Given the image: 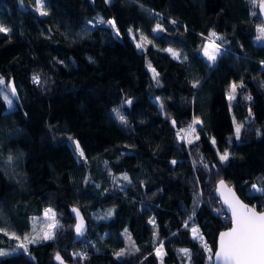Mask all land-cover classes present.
<instances>
[{"label": "trees", "instance_id": "obj_1", "mask_svg": "<svg viewBox=\"0 0 264 264\" xmlns=\"http://www.w3.org/2000/svg\"><path fill=\"white\" fill-rule=\"evenodd\" d=\"M259 2L44 0L48 15L41 16L36 0H0V23L10 29L0 33V228L20 237L0 232L8 253L0 264H56L57 253L71 264H208L190 229L199 228L214 253L231 225L217 182L225 179L244 201L264 208V194L252 192L264 187ZM98 19L115 21L119 35ZM158 23L164 31L154 32ZM212 32L224 49L210 65L201 53ZM233 83L242 86L230 107ZM194 118L199 139L189 144L177 133ZM46 209L60 223L55 239L27 243ZM73 209L89 223L80 241Z\"/></svg>", "mask_w": 264, "mask_h": 264}, {"label": "snow or ice", "instance_id": "obj_2", "mask_svg": "<svg viewBox=\"0 0 264 264\" xmlns=\"http://www.w3.org/2000/svg\"><path fill=\"white\" fill-rule=\"evenodd\" d=\"M253 5H256V0H252ZM36 11L41 16L48 15V12L45 10V3L44 0H36ZM260 8L264 10V0L260 2ZM256 13H253L255 15ZM100 23H105V21L101 20ZM106 23L110 24L113 28L116 27L115 21L109 20ZM175 23V21H173ZM164 31V28L161 24H157L154 32H161ZM10 29L7 28L3 23H0V33H8ZM257 36L258 40L264 39V26L258 27ZM135 38V37H134ZM142 40L147 39L146 37H141ZM222 37H218L215 32H212L209 37V43L204 47V55L207 59L213 63H215L217 59V55L220 52V45L216 43V40H221ZM150 42V41H149ZM137 48H142V43H137ZM211 49V51L209 50ZM167 51L171 52L173 57L176 59L180 58V54L178 52L173 51L172 49H168ZM186 58V57H185ZM264 63V62H262ZM149 67H151L149 65ZM153 73L155 74V70L152 69ZM155 78V75H154ZM33 80L36 83H40V77L38 75L33 76ZM198 83V82H197ZM197 83L193 84V87L197 86ZM5 84L3 78H0V85ZM242 85H238L233 83L230 86V92L228 94L229 101L235 99V93L238 87ZM11 94L15 96L16 89L14 86H9ZM3 99L7 101L8 107H13V101L9 99L7 95L3 96ZM245 99L251 100V97H245ZM127 103L131 104V101H127ZM161 107H163L161 105ZM116 112L119 120L121 123H126V119L123 115L120 114L119 110H114ZM201 121L198 118H194L191 125H189L188 129H181L177 135L181 139H187L189 144L193 143V134L196 133L197 128L196 125L200 124ZM173 125H175V121H173ZM241 125L237 124L235 127V136L237 139L240 138L241 132ZM183 133V135H181ZM195 139H199L198 136H195ZM76 143V152L79 154L81 158L84 157V152L80 148L79 142ZM213 144H215V140H213ZM221 162L227 161L229 158V153L225 151L223 154L220 155ZM12 160V157H9V161ZM175 163V161H173ZM123 180L127 181L129 178L125 174L122 177ZM254 192H259L264 194V187H257L256 185L252 186ZM221 189L227 190V195H224L222 192L224 203L228 206V209L231 212V221L233 226L226 232H221L219 237V248L218 251L215 252V258L217 261L221 262V264H264V211H257L255 207H249L239 201V199L235 196V193L232 192L231 189L227 188L224 180L219 181V188L217 189L220 191ZM75 212L76 217L78 219V223L75 225V231L77 235H82L84 232V222L83 218L80 216V213L77 209H73ZM107 215H111V210L107 213ZM191 219V218H189ZM40 221L34 219V226L33 232L35 235L31 237L25 236L24 240L27 243H38L40 241H47L55 239L56 232L55 230L60 226L58 221L56 220V214L52 211V209H46L44 212V227H39ZM187 227V222L185 223ZM37 229H39L37 231ZM191 233L193 239L199 240L202 244V247L205 249L206 252L209 253V260L211 261L213 258L212 250L209 248L207 243L204 242V238L202 234H200L199 228L193 226L191 227ZM0 232L4 235L9 236L10 239H20V237L16 236L14 232L10 233L5 228H0ZM126 235L128 236L129 242L134 247V242L131 241L130 234H127V230H125ZM19 248H23L27 251V244L21 243L18 245ZM138 251V249H137ZM182 254L187 257L189 260L191 259V253L188 249H181ZM156 253L160 256L163 253L162 246L156 249ZM8 253L0 251V256L7 255ZM125 253L124 251L117 252L116 255L123 256ZM79 255V254H74ZM57 260H61V264H63L62 259L57 253L56 255Z\"/></svg>", "mask_w": 264, "mask_h": 264}, {"label": "water", "instance_id": "obj_3", "mask_svg": "<svg viewBox=\"0 0 264 264\" xmlns=\"http://www.w3.org/2000/svg\"><path fill=\"white\" fill-rule=\"evenodd\" d=\"M260 2H261V0H260ZM260 2H259V5H258V10H259L260 18H261L262 23H263V26H264V10H262V9L260 8ZM9 86H14V87H15V89H16L15 96H13V95L11 94V91H10V87H9ZM7 88H8L9 93L11 94L12 98H13L15 101L18 102V101H19V95H18V91H17L16 85H15V83H14L13 80H11V81L8 83ZM222 180L225 181V184L227 185V188H228V189H231L232 192L235 193V196L239 199V201H240L241 203H243V204H245V205H247V206H249V207H254L253 205H251V204L247 203L246 201H244V200L242 199V197L238 194L237 190H236L232 185H230L229 183H227L225 179H222ZM219 181H220V180H219ZM219 181L217 182V185H216V194H217L218 198L220 199L223 208L225 209L226 213L228 214V216L230 217V220H231V212H230V210L228 209V206L224 203V198H223V195H222V192L224 193V195H227V190H226V189H221L220 191L217 190V189L219 188ZM255 208H256V207H255ZM77 210L79 211L80 216L83 218V222H84V232H83L82 235H79V236H78L77 233H76V231H75V226H74V228H73V229H74V234H75V240H76V241H80V240L83 239V237L85 236V234H86L87 231L89 230V223H88V220L86 219L85 215L82 213V211L79 210V209H77ZM256 210H257L258 212H259V211H264V208H263L262 210L256 208ZM72 212H73V211H72ZM73 216H74V218H75V225H76V224L78 223V219H77V217H76L75 212H73ZM232 226H233V224H232V221H231V225H230V227H228V228L222 230L221 232H226V231H228ZM221 232H220V233H221ZM220 233H219V235H218V237H217L216 249H215V251H214V254H215L216 251H218V248H219V237H220ZM214 254H213V261L210 262V263H208V264H221V262H219V261L216 260ZM60 257H61V259H62L63 264H71V263H68L67 261H65V259L63 258L62 255H60ZM55 262H56V264H61V260H57L56 258H55Z\"/></svg>", "mask_w": 264, "mask_h": 264}, {"label": "rangeland", "instance_id": "obj_4", "mask_svg": "<svg viewBox=\"0 0 264 264\" xmlns=\"http://www.w3.org/2000/svg\"><path fill=\"white\" fill-rule=\"evenodd\" d=\"M101 21V19H98L95 23H97V22H100ZM0 22H1V20H0ZM107 22V21H106ZM105 22V23H106ZM92 23H94V22H92ZM106 24H108V23H106ZM108 25H110V24H108ZM111 26V25H110ZM112 27V26H111ZM113 28V27H112ZM114 29V31H115V33L117 34V35H119V32H118V30H117V27H115V28H113ZM136 40V42L137 43H141L139 40H137V39H135ZM209 43V39H208V41L206 42V44L205 45H207ZM217 43V42H216ZM217 44H219V43H217ZM219 45H221V44H219ZM222 46V45H221ZM220 46V52H219V54L217 55V58H218V56L222 53V47ZM205 47V46H204ZM168 49H172L173 51H175V52H178V50H176V49H174V48H172L171 46H169V47H167V49L166 50H168ZM210 51H211V49H209ZM171 53V52H170ZM172 54V53H171ZM202 56H203V58L210 64V65H213L214 63L213 62H211V61H209L208 59H207V57L204 55V49L202 50ZM217 60V59H216ZM149 65L151 66V67H149ZM148 68L150 69V71L153 73V71H152V69H154L155 70V74L154 75H156V74H158V72H157V70L151 65V64H148ZM2 87H4V84L3 85H1ZM4 90V89H3ZM229 92H230V89L228 90V93H227V96H228V94H229ZM4 95H7L6 94V92L4 91ZM229 100V99H228ZM235 100H236V93H235V99H233V100H231V101H229V104H230V107H232V104H233V102H235ZM234 122H235V127H236V125L237 124H239V125H241L240 123H238L237 122V120H236V118H235V116H234ZM181 135H183V133H181ZM195 136H197V134L196 133H194L193 134V137H192V139H193V141L195 140ZM184 140H186L187 141V139H184ZM68 141H69V143H70V145H71V147L74 149V151L76 152V143L75 142H77L76 140H73L72 138H70V137H68ZM76 154L79 156V154L76 152ZM80 157V156H79ZM258 187V186H257ZM252 192L253 193H259V192H254V190H253V188H252ZM57 220V219H56ZM40 221V227L42 228V227H44V215H43V217L39 220ZM58 221V220H57ZM58 223H59V221H58ZM59 225H60V223H59ZM58 229V228H57ZM57 229L55 230V232L57 231ZM39 230V229H38ZM162 245H160L158 248H160ZM162 248H163V246H162ZM0 251H3V252H6L4 249H0ZM212 254H214L213 252H212ZM165 255V251H164V248H163V253L160 255V257H163ZM209 257V256H208ZM213 261V258H212V260L210 261L209 260V258H208V263H210V262H212Z\"/></svg>", "mask_w": 264, "mask_h": 264}, {"label": "built area", "instance_id": "obj_5", "mask_svg": "<svg viewBox=\"0 0 264 264\" xmlns=\"http://www.w3.org/2000/svg\"><path fill=\"white\" fill-rule=\"evenodd\" d=\"M221 46V45H220ZM222 47V49H224V47L223 46H221Z\"/></svg>", "mask_w": 264, "mask_h": 264}]
</instances>
